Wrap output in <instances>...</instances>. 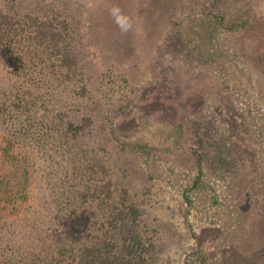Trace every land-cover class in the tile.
<instances>
[{
    "label": "rangeland",
    "instance_id": "374dc122",
    "mask_svg": "<svg viewBox=\"0 0 264 264\" xmlns=\"http://www.w3.org/2000/svg\"><path fill=\"white\" fill-rule=\"evenodd\" d=\"M50 1L0 0V5L20 14L24 7L32 6L50 15ZM148 2L81 0L82 15L94 6L102 26L91 41L92 28L86 20L79 23L76 49L79 47L81 63L62 85L68 87L71 104L80 109L72 111L73 115H87L90 108L98 123L85 130L93 154L115 173L122 165L132 170L126 172L127 182L140 176L142 192H129L141 209L146 248L155 252L154 259L145 264H222L236 251L262 258L264 133L256 130L264 129L260 116L264 115V76L259 74L256 60L262 51L257 34L264 25V0H178L172 23L160 28L155 37L150 34L152 12L144 10ZM113 6L132 18L127 33L110 16ZM216 13L225 17L209 48L220 52L217 62L208 58L205 45H200L207 53L203 56L192 51L190 42L197 35L192 34V41L185 40L186 35L177 36L180 26L195 32L204 15ZM225 60L228 64L222 63ZM2 70L0 63V90L9 89L13 78ZM229 72L238 77L235 84ZM106 116L112 119L107 122ZM178 124L185 131L174 144ZM113 129L117 133L111 134ZM98 134L103 137L95 138ZM116 134L127 143H146L154 154L137 162L130 153L131 161L127 159L131 163L125 164L120 158L124 152L115 146ZM199 136L213 142L228 138L233 150L229 154L240 158L237 179H245V184L237 187L233 177L207 172L203 189L192 196L190 205L184 193L197 177L194 151ZM105 147L111 150L105 151Z\"/></svg>",
    "mask_w": 264,
    "mask_h": 264
},
{
    "label": "trees",
    "instance_id": "16d2710c",
    "mask_svg": "<svg viewBox=\"0 0 264 264\" xmlns=\"http://www.w3.org/2000/svg\"><path fill=\"white\" fill-rule=\"evenodd\" d=\"M50 3V15L32 6L24 7L20 14L0 5V63L2 71L13 78L9 89L0 90V264H145L154 259L155 252L146 248L141 209L129 192H142L140 176L137 181L129 177L133 183L127 182L126 172L132 170L122 165L115 173L93 154V143L85 136L88 126L90 130L98 125L93 112L89 108L90 115H73L80 109L71 104L68 87H62L81 63L79 47L76 49L79 23L86 20L93 41L102 26L99 10L91 6L87 15H82L81 0ZM177 4L178 0H149L144 10L152 12L151 35L157 36L160 28L172 23ZM204 16L199 30L186 31L180 26L177 36L186 35L185 40L192 41V34L197 35V40L190 42L192 51L203 56L207 53L200 45H205L208 58L217 62L220 52L209 48L225 17L220 13ZM258 31L262 51L256 65L263 77L264 25ZM228 74L235 84L238 77ZM38 81L41 83L36 84ZM105 119L108 122L112 117ZM174 129L177 137L173 143L177 144L185 128L178 124ZM256 132L262 134L264 129ZM98 135L95 138L102 136ZM118 135L115 146L124 152L120 158L125 164L131 163L130 153L137 162L154 154L146 143H127ZM198 139L194 151L197 177L184 193L190 205L192 196L203 189L207 172L233 177L237 187L245 184V179H237L240 158L229 154L233 150L228 138L221 137L218 142L203 136ZM244 148L247 150V145ZM200 254L197 256L204 261ZM244 254L236 251L222 264L264 261V256Z\"/></svg>",
    "mask_w": 264,
    "mask_h": 264
},
{
    "label": "clouds",
    "instance_id": "9594fccd",
    "mask_svg": "<svg viewBox=\"0 0 264 264\" xmlns=\"http://www.w3.org/2000/svg\"><path fill=\"white\" fill-rule=\"evenodd\" d=\"M109 14L122 33H127L131 30L133 26L132 18L125 14L119 6H113L109 10Z\"/></svg>",
    "mask_w": 264,
    "mask_h": 264
}]
</instances>
